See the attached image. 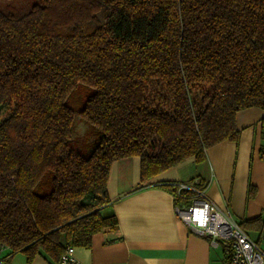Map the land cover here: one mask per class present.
<instances>
[{"label":"trees","instance_id":"1","mask_svg":"<svg viewBox=\"0 0 264 264\" xmlns=\"http://www.w3.org/2000/svg\"><path fill=\"white\" fill-rule=\"evenodd\" d=\"M6 2L0 252L9 256L57 264L66 247L89 248L117 228L102 213L113 162L138 157L142 182L201 163L239 140V111H264V0ZM76 117L92 127L85 149L72 146ZM177 184L164 187L175 207L188 205L193 192ZM239 226L264 236V216Z\"/></svg>","mask_w":264,"mask_h":264},{"label":"crops","instance_id":"2","mask_svg":"<svg viewBox=\"0 0 264 264\" xmlns=\"http://www.w3.org/2000/svg\"><path fill=\"white\" fill-rule=\"evenodd\" d=\"M241 116L253 117L260 125L264 111L255 107L239 111L240 140L207 149L201 163L189 158L142 182L138 157L113 162L106 182L109 203L102 213L113 214L117 228L95 234L89 248L74 247L75 260L80 264H226V246H212L209 237L178 219L173 195L164 186H189L198 178L204 196L219 210H227L238 224L264 216V152H255V131L249 132L243 124L238 127ZM9 253L8 249L0 252L4 260L0 264H28L23 254ZM30 264L52 263L36 256Z\"/></svg>","mask_w":264,"mask_h":264},{"label":"built area","instance_id":"3","mask_svg":"<svg viewBox=\"0 0 264 264\" xmlns=\"http://www.w3.org/2000/svg\"><path fill=\"white\" fill-rule=\"evenodd\" d=\"M194 178L191 185L177 184L179 189H188L193 196L188 205L175 207L178 219L200 236L210 238V244L226 246L227 264H264V251L247 232L242 230L227 210H219L197 188ZM74 247L68 246L59 256L57 264H80L74 258Z\"/></svg>","mask_w":264,"mask_h":264},{"label":"rangeland","instance_id":"4","mask_svg":"<svg viewBox=\"0 0 264 264\" xmlns=\"http://www.w3.org/2000/svg\"><path fill=\"white\" fill-rule=\"evenodd\" d=\"M3 2H6V0H2ZM7 3V2H6ZM81 98H84L86 96V93L80 92ZM253 117H246L241 116L238 121V127H242L244 129H249V132L252 131L258 134L257 139V145L255 148V152H264V116H259V120L261 121V124L257 125V122H253ZM258 119V118H257ZM243 124V125H242ZM242 125V126H241ZM88 128H92L90 125L84 123L82 120L78 119L77 117L74 119L73 122V128H72V146L76 149H80L84 147L86 148L88 144H91V141H93L95 138L92 135L83 136V134H86ZM240 140V136H239ZM238 140V141H239ZM237 141V142H238ZM254 240H259L260 248L262 251H264V236L258 235V232L249 231L247 232Z\"/></svg>","mask_w":264,"mask_h":264}]
</instances>
